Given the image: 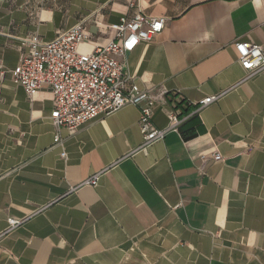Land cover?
<instances>
[{"label": "crops", "instance_id": "0c3cea01", "mask_svg": "<svg viewBox=\"0 0 264 264\" xmlns=\"http://www.w3.org/2000/svg\"><path fill=\"white\" fill-rule=\"evenodd\" d=\"M138 11L166 19L126 57L132 82L167 93L153 125L220 100L184 121L188 141L181 125L145 146L127 106L55 144L52 92L13 82L26 42L80 26L91 54ZM237 42L264 49V0H0V264H264V72L248 77Z\"/></svg>", "mask_w": 264, "mask_h": 264}, {"label": "built area", "instance_id": "2783aa9c", "mask_svg": "<svg viewBox=\"0 0 264 264\" xmlns=\"http://www.w3.org/2000/svg\"><path fill=\"white\" fill-rule=\"evenodd\" d=\"M165 25V18L149 17L141 11L132 17H122L119 23L110 26L115 32L114 40L91 54L79 52V47L90 40V36L80 26L61 33L49 42H43L35 36L26 42L30 51L15 71L13 82L29 96L39 90L52 92L54 110L50 121L58 131L55 144L63 146L60 130L76 131L101 116H109L127 106L140 110L144 145L162 142L170 132H177L189 116L221 98L207 97L198 105L184 102L182 108L178 106L183 102H176L170 115L172 126L160 130L153 125L157 105L167 93H152L132 82L126 73V57L142 43L151 42L161 34ZM235 49L238 62L249 78L264 72L262 47L237 42ZM188 108L192 109L190 115L182 118L183 109ZM212 158L216 162L223 161L219 153H215ZM99 180L100 174H97L83 182V185L96 187ZM21 223L11 219L9 227L15 229Z\"/></svg>", "mask_w": 264, "mask_h": 264}, {"label": "trees", "instance_id": "16d2710c", "mask_svg": "<svg viewBox=\"0 0 264 264\" xmlns=\"http://www.w3.org/2000/svg\"><path fill=\"white\" fill-rule=\"evenodd\" d=\"M183 104H184V102L183 103H180L179 106H178V108H182ZM191 110H192L191 108L183 109V114L181 115V117L182 118L183 117H186V116L188 117L190 115V113H191ZM188 125H189V123L188 122H185L180 127V131H181V133L183 135V138L186 141L191 140V139H193L196 136V133H195L194 130L188 129Z\"/></svg>", "mask_w": 264, "mask_h": 264}]
</instances>
